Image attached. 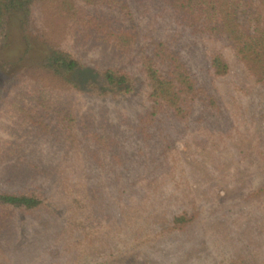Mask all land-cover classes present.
Wrapping results in <instances>:
<instances>
[{"label":"rangeland","instance_id":"1","mask_svg":"<svg viewBox=\"0 0 264 264\" xmlns=\"http://www.w3.org/2000/svg\"><path fill=\"white\" fill-rule=\"evenodd\" d=\"M128 4L139 37L172 35L164 0ZM66 18L34 8L0 48V193L44 198L30 211L0 205V264H264V87L226 41L196 38L183 54L219 111L196 106L141 136L131 129L147 106L137 58L111 61ZM50 47L90 67L116 63L136 88L78 93L38 66ZM214 50L224 76L209 68ZM180 214L190 222L176 229Z\"/></svg>","mask_w":264,"mask_h":264},{"label":"trees","instance_id":"2","mask_svg":"<svg viewBox=\"0 0 264 264\" xmlns=\"http://www.w3.org/2000/svg\"><path fill=\"white\" fill-rule=\"evenodd\" d=\"M164 2L163 9L171 12L175 30L169 38L156 39L152 35L139 37L128 0H0V48L9 45L13 28H26L34 8L48 6L57 13L66 12L70 29L81 32L79 37H90L108 48L111 61L116 56L137 58L146 86L147 106L131 129L141 136H148L152 130L162 131L167 117L189 120L196 106L204 112L219 111L218 99L210 87L196 84L183 54L196 38L226 41L256 83L264 87V0ZM105 61L90 67L76 55L50 47L38 66L81 94L117 98L132 93L136 88L134 76L116 63ZM208 64L215 76L228 72L220 50L211 52ZM77 74L83 76L76 77ZM103 145H109L105 139ZM43 203V196L33 193H0V205L9 208L30 211ZM189 222L186 214L171 220L176 229Z\"/></svg>","mask_w":264,"mask_h":264}]
</instances>
